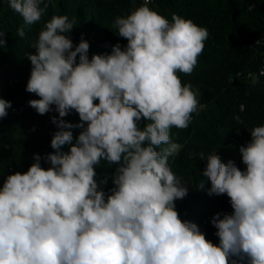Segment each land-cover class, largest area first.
Segmentation results:
<instances>
[{"label":"clouds","instance_id":"clouds-1","mask_svg":"<svg viewBox=\"0 0 264 264\" xmlns=\"http://www.w3.org/2000/svg\"><path fill=\"white\" fill-rule=\"evenodd\" d=\"M52 2L8 0L24 21L19 37ZM75 24L66 15L45 23L32 45L36 54H27L26 90L40 97L28 102L38 114L53 105L59 117L74 109L87 127L64 154L61 146L73 138L64 129L72 125L53 117L60 130L51 140L56 153L46 157L52 167L42 168L36 155L27 172L7 177L0 190V264H229L230 257L264 264V126L254 127L251 142L239 149L246 171L216 154L199 155L207 158L209 195L226 193L234 210L213 217L219 246L175 210L188 189L168 163L183 147L171 129H187L192 114L205 107L199 90L178 73L193 72L207 29L141 5L114 21L126 48L116 44L111 54L89 61L88 42L73 50L65 35ZM4 35L0 31V47ZM10 107L0 98V118ZM142 118L148 123L141 130ZM102 158L119 165L107 201L95 179Z\"/></svg>","mask_w":264,"mask_h":264},{"label":"trees","instance_id":"trees-1","mask_svg":"<svg viewBox=\"0 0 264 264\" xmlns=\"http://www.w3.org/2000/svg\"><path fill=\"white\" fill-rule=\"evenodd\" d=\"M141 5L148 6L144 0H53L41 20L27 26L25 36L19 37L17 29L24 24L23 18L9 7L8 0H0V31L5 32L6 40L0 47V98L9 101L11 107L28 106L22 115L11 113L10 107L8 115L0 118V190L9 175L27 172L36 155L41 157L42 168L52 167L46 157L56 153L51 140L60 130L53 117L72 125L64 129L73 137L61 146L59 151L64 154H70L87 127L74 109L59 117L53 105L50 112L40 115L28 103L40 97L26 90L32 69L27 54H36L32 45L45 23L54 15L75 18L76 24L65 35L72 40L73 50L81 40L88 42L91 61L93 55L111 54L116 44L126 48L128 42L118 35L114 21ZM154 8L165 17L176 14L191 19L209 34L193 72L178 73L183 83L199 90V102L205 107L192 114L187 129H171L173 142L183 147L168 163L188 189L186 197L174 202L180 219L195 223L208 241L219 246L213 217L219 213L222 219L234 210L226 193L209 195L211 182L203 175L207 158L201 160L199 155L216 154L222 163L233 161L241 171L247 169L239 149L251 142L254 127L264 126V78L253 83L238 79L237 73L255 69L264 61V0H155ZM76 61L79 63V54ZM94 103L98 104V99ZM137 123L142 130L148 121L142 118ZM118 167L103 158L94 166L98 190L105 193V201L116 187L113 181ZM233 260L247 264L246 259L237 257H230L229 264Z\"/></svg>","mask_w":264,"mask_h":264},{"label":"built area","instance_id":"built-area-1","mask_svg":"<svg viewBox=\"0 0 264 264\" xmlns=\"http://www.w3.org/2000/svg\"><path fill=\"white\" fill-rule=\"evenodd\" d=\"M145 3L153 10H156L154 8L155 0H144ZM157 11V10H156ZM158 12V11H157ZM165 17V16H164ZM169 21H171V18L166 17ZM264 72V61L261 62L257 68L255 69H248V70H242L237 73L238 79L246 80L248 82H253L254 78L260 79L264 78V75H261V73ZM28 111V106L26 104H19V105H13L10 108V112L17 115H22Z\"/></svg>","mask_w":264,"mask_h":264}]
</instances>
